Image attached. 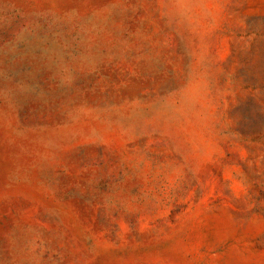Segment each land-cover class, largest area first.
Instances as JSON below:
<instances>
[{"label":"rangeland","instance_id":"rangeland-1","mask_svg":"<svg viewBox=\"0 0 264 264\" xmlns=\"http://www.w3.org/2000/svg\"><path fill=\"white\" fill-rule=\"evenodd\" d=\"M0 264H264V0H0Z\"/></svg>","mask_w":264,"mask_h":264}]
</instances>
